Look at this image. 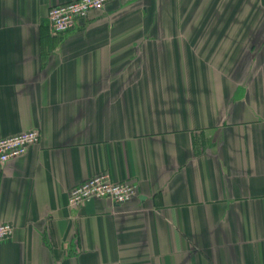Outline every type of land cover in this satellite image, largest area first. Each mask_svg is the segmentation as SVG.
<instances>
[{
  "label": "crops",
  "instance_id": "crops-1",
  "mask_svg": "<svg viewBox=\"0 0 264 264\" xmlns=\"http://www.w3.org/2000/svg\"><path fill=\"white\" fill-rule=\"evenodd\" d=\"M0 0V264H264V0ZM212 26V28H210ZM108 172L117 204L70 206Z\"/></svg>",
  "mask_w": 264,
  "mask_h": 264
},
{
  "label": "built area",
  "instance_id": "built-area-1",
  "mask_svg": "<svg viewBox=\"0 0 264 264\" xmlns=\"http://www.w3.org/2000/svg\"><path fill=\"white\" fill-rule=\"evenodd\" d=\"M112 0H73L51 7L48 20L51 33L62 35L71 32L80 18L92 10H101ZM41 138L38 129L20 132L18 134L0 135V164L8 160L24 156L30 148L39 144ZM137 195V186L127 180L115 181L108 172L95 175L68 192L70 206H78L93 199H110L122 204L132 200ZM14 234V226L10 222L0 223V240Z\"/></svg>",
  "mask_w": 264,
  "mask_h": 264
},
{
  "label": "rangeland",
  "instance_id": "rangeland-1",
  "mask_svg": "<svg viewBox=\"0 0 264 264\" xmlns=\"http://www.w3.org/2000/svg\"><path fill=\"white\" fill-rule=\"evenodd\" d=\"M210 28H212V26H210Z\"/></svg>",
  "mask_w": 264,
  "mask_h": 264
}]
</instances>
